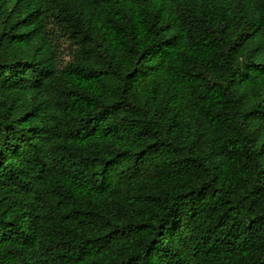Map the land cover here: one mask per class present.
I'll return each mask as SVG.
<instances>
[{"label":"trees","instance_id":"16d2710c","mask_svg":"<svg viewBox=\"0 0 264 264\" xmlns=\"http://www.w3.org/2000/svg\"><path fill=\"white\" fill-rule=\"evenodd\" d=\"M0 264H264V0H0Z\"/></svg>","mask_w":264,"mask_h":264}]
</instances>
